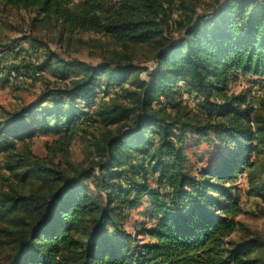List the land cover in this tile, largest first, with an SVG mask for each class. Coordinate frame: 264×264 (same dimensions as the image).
Returning <instances> with one entry per match:
<instances>
[{
	"label": "trees",
	"instance_id": "obj_1",
	"mask_svg": "<svg viewBox=\"0 0 264 264\" xmlns=\"http://www.w3.org/2000/svg\"><path fill=\"white\" fill-rule=\"evenodd\" d=\"M175 1L4 0L70 31L104 33L125 46L151 42L156 50L144 79L127 54L99 65L44 56L37 68L62 83L46 84L0 118V156L14 180L0 188V264H264V237L238 218L244 211L235 183L244 174L246 194L264 201V103L255 109L228 87L234 71L264 76V0H209L202 12L190 7L173 20L180 36H166ZM180 82L202 97L205 122L173 102ZM125 84L133 87L125 90L130 105L97 98L101 87ZM87 121L124 124L92 143V165L66 160L62 167L54 156H68ZM39 134L57 137L45 156L31 149ZM202 143L212 159L194 170L187 144ZM149 173L160 186L152 188ZM144 196L152 222L130 233L124 211Z\"/></svg>",
	"mask_w": 264,
	"mask_h": 264
},
{
	"label": "rangeland",
	"instance_id": "obj_2",
	"mask_svg": "<svg viewBox=\"0 0 264 264\" xmlns=\"http://www.w3.org/2000/svg\"><path fill=\"white\" fill-rule=\"evenodd\" d=\"M184 1L187 9L185 7L181 9L180 1H175L170 27L168 30H164V35L180 36V31L175 28L173 20L182 18L185 12L189 13L190 7H195L196 10L202 12L210 2L209 0ZM29 34L37 36L44 45L32 47L25 37ZM12 42H16V46L9 48L12 46ZM155 50L151 42L125 46L104 33L79 29L70 31L63 28L60 22L53 17L47 18L38 15L32 8L13 7L6 4L4 0H0V118L8 110L12 111L23 105H28L40 94L46 84L51 85L50 82L62 83L47 70L37 68L48 51L58 54L63 59H77L91 65H99L115 56L127 54L129 62L138 66L139 76L144 79L147 77V70L153 69L155 66L153 56ZM10 65L21 66L20 72H16L14 68L10 69ZM101 80L103 82V79ZM179 84L181 85L180 91L175 95L173 102H180L181 112L187 113L188 117L205 122L201 116V113H205V107L202 108V97L194 92L186 91L183 82ZM124 87L126 89L121 90V87L115 86L108 92H105L101 87L97 98L116 100L130 105L131 97L125 90H131L133 87L127 84ZM228 87L230 92L245 93L248 98L247 103L255 109L264 103L263 75L241 74L239 71H234L229 79ZM161 100L166 103L169 112H175L173 104L168 99L167 101L164 98ZM154 105L159 106L156 102ZM94 106L92 105L91 108L93 109ZM122 124H124L123 121L103 127L97 122H85L76 132L68 156L62 157L58 154L54 156V161L61 162L62 167L67 166L66 160L79 167L92 165V162L98 159L92 143L106 128L116 130ZM56 138L51 134L36 135L32 139L31 149L35 154L45 156L47 155L46 144ZM210 151L211 147L207 143L198 146L187 144V154L194 170L207 165L208 161L212 159ZM258 160H261L264 176V153L259 155ZM148 180L152 188L160 186L156 177L151 176L150 173ZM9 183H14V180L3 168V160L0 156V188H6ZM235 183L239 189L240 203L244 211L238 218L250 229L264 237V201L258 196L246 194L247 181L244 174H239ZM149 208V200L147 196H144L138 206L125 209L126 216L123 220V227L130 233H140L143 226H149L152 222L149 220ZM139 238L146 240V237L141 234Z\"/></svg>",
	"mask_w": 264,
	"mask_h": 264
}]
</instances>
